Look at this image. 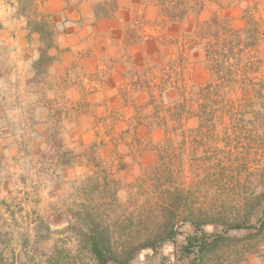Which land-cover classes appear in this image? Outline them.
Wrapping results in <instances>:
<instances>
[{"label":"rangeland","instance_id":"1","mask_svg":"<svg viewBox=\"0 0 264 264\" xmlns=\"http://www.w3.org/2000/svg\"><path fill=\"white\" fill-rule=\"evenodd\" d=\"M151 1L179 24L136 20L151 65L0 122V264H264V0ZM214 17L235 83L208 68Z\"/></svg>","mask_w":264,"mask_h":264},{"label":"crops","instance_id":"2","mask_svg":"<svg viewBox=\"0 0 264 264\" xmlns=\"http://www.w3.org/2000/svg\"><path fill=\"white\" fill-rule=\"evenodd\" d=\"M140 17L154 26H179L164 20L151 0H0V122L10 121L18 106H35L45 124L43 91L53 98L65 91L71 99L70 92L86 89L87 81L125 75L140 62L147 68L159 48L154 36L142 40L133 33Z\"/></svg>","mask_w":264,"mask_h":264},{"label":"trees","instance_id":"3","mask_svg":"<svg viewBox=\"0 0 264 264\" xmlns=\"http://www.w3.org/2000/svg\"><path fill=\"white\" fill-rule=\"evenodd\" d=\"M218 18L214 17L211 21H208L206 25L202 26L204 29H202V34L206 40V58H207V64L208 68L212 71L214 75H220V76H230V82L237 81V77L240 76V73L244 71V68L248 65V58L243 54L240 49L236 47L237 39L232 40L227 39L224 36H229V34H232L230 30L228 29H213L216 25L213 22H217ZM216 28V27H215ZM232 35H237L234 31ZM219 38V39H218ZM239 41V40H238ZM219 48V50H217ZM246 72V71H244ZM235 77V79H234ZM248 82L250 83L251 80L248 79ZM202 252L207 249L206 245V239H202ZM189 246L193 247L194 243L190 239ZM94 253L97 255L100 261L104 262L108 259V256L105 251L102 249H99L98 243L94 240ZM201 254V251H199ZM200 254L199 257H200ZM110 257V256H109Z\"/></svg>","mask_w":264,"mask_h":264}]
</instances>
